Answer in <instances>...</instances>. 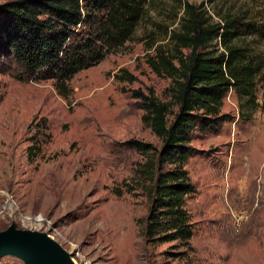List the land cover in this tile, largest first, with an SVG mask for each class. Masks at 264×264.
Returning a JSON list of instances; mask_svg holds the SVG:
<instances>
[{"label":"rangeland","instance_id":"1","mask_svg":"<svg viewBox=\"0 0 264 264\" xmlns=\"http://www.w3.org/2000/svg\"><path fill=\"white\" fill-rule=\"evenodd\" d=\"M180 1L254 22L260 32L239 43L263 63L254 78L256 106L228 91L219 110L225 120L195 131L189 142L193 151L182 165L194 186L184 201L193 232L185 257L170 254L182 249L172 243L144 244L148 202L138 190L111 192L141 160L124 142L159 144L128 90L151 88L168 99L169 79L147 66L152 49L145 46L148 34L167 40L163 31L176 25ZM179 2L148 0L132 38L73 74L65 96L50 79L17 78L14 66L0 72V234L42 236L69 264H264V0ZM121 68L133 82L114 79ZM42 119L46 128L36 130ZM30 137L39 151L28 158ZM28 215L44 222L20 221ZM0 264L27 263L7 253Z\"/></svg>","mask_w":264,"mask_h":264},{"label":"trees","instance_id":"2","mask_svg":"<svg viewBox=\"0 0 264 264\" xmlns=\"http://www.w3.org/2000/svg\"><path fill=\"white\" fill-rule=\"evenodd\" d=\"M148 0H6L0 3V72L14 66L17 78L50 79L57 93L67 95L66 82L77 71L96 64L108 52L132 38ZM179 2V0H178ZM211 2V0H205ZM176 25L163 31L164 43L148 34L145 62L157 76L169 79L168 99L151 88L129 89L138 102L142 121L158 139L135 138L124 144L141 160L134 163L128 181L111 188L120 196L138 190L147 202L140 235L146 245L172 243L182 248L170 253L185 257L193 225L184 208L194 186L183 168L192 153L195 131L225 120L222 99L232 91L245 106H256L255 76L261 59L239 40L259 33L251 21L231 13L208 12L204 3L180 1ZM259 75V74H258ZM119 82L131 83L126 69L114 73ZM242 104H240V107ZM36 130L45 129L43 119ZM26 147L30 158L39 151L34 138ZM34 143V144H33Z\"/></svg>","mask_w":264,"mask_h":264},{"label":"water","instance_id":"3","mask_svg":"<svg viewBox=\"0 0 264 264\" xmlns=\"http://www.w3.org/2000/svg\"><path fill=\"white\" fill-rule=\"evenodd\" d=\"M42 236L29 232H6L0 234V255L15 254L24 258L27 264H69L60 249Z\"/></svg>","mask_w":264,"mask_h":264},{"label":"built area","instance_id":"4","mask_svg":"<svg viewBox=\"0 0 264 264\" xmlns=\"http://www.w3.org/2000/svg\"><path fill=\"white\" fill-rule=\"evenodd\" d=\"M20 221L25 222V223L33 221L36 224H42L44 222V219L39 215H34V216L28 215V216H22ZM84 264H87V263H84Z\"/></svg>","mask_w":264,"mask_h":264},{"label":"bare ground","instance_id":"5","mask_svg":"<svg viewBox=\"0 0 264 264\" xmlns=\"http://www.w3.org/2000/svg\"><path fill=\"white\" fill-rule=\"evenodd\" d=\"M50 246L52 245V244H50V243H48ZM53 246V245H52ZM54 247V246H53Z\"/></svg>","mask_w":264,"mask_h":264}]
</instances>
